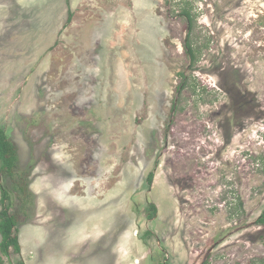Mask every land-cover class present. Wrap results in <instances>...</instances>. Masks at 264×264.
<instances>
[{
  "label": "rangeland",
  "instance_id": "1",
  "mask_svg": "<svg viewBox=\"0 0 264 264\" xmlns=\"http://www.w3.org/2000/svg\"><path fill=\"white\" fill-rule=\"evenodd\" d=\"M0 128V264H264V0H0Z\"/></svg>",
  "mask_w": 264,
  "mask_h": 264
},
{
  "label": "trees",
  "instance_id": "2",
  "mask_svg": "<svg viewBox=\"0 0 264 264\" xmlns=\"http://www.w3.org/2000/svg\"><path fill=\"white\" fill-rule=\"evenodd\" d=\"M72 13H69L67 24L71 22ZM190 55L194 53L189 42L185 44ZM18 154L15 146L10 141L5 130L0 128V263L4 258L10 259L12 256H20L22 247L17 231L18 212L14 209L13 196L21 201L24 207L28 206L30 198L28 176L20 174L18 171ZM154 173L151 172L148 177V184L151 185ZM11 183L9 188L6 182ZM157 215V207L154 203L149 204V218ZM258 223L264 225V212L258 219ZM11 264H26L21 258Z\"/></svg>",
  "mask_w": 264,
  "mask_h": 264
}]
</instances>
